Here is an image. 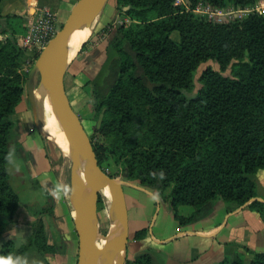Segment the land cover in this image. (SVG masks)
<instances>
[{
	"label": "trees",
	"instance_id": "1",
	"mask_svg": "<svg viewBox=\"0 0 264 264\" xmlns=\"http://www.w3.org/2000/svg\"><path fill=\"white\" fill-rule=\"evenodd\" d=\"M3 1L0 20H6L14 37L25 34L27 20L18 15L3 17ZM187 1L191 10L201 1L237 10L264 8V0ZM176 3L118 0L119 11L132 23L121 26L108 43L107 61L86 88L96 132L112 139L108 147L93 144L101 168L107 172L103 163L113 161L127 170L130 180L156 189L160 196L170 189L175 219L183 224L194 216H180L182 206L199 212L222 200L240 207L257 195L253 177L264 170V13L215 23ZM175 32L179 40L172 39ZM4 40L5 44L0 41V68L7 71L22 52L14 38ZM209 61L218 64L220 71L206 69L201 89L188 99L184 93L192 92L199 67ZM227 71L230 76L223 74ZM25 87L26 79L0 70V194H8L0 214L9 219L23 202L14 183L15 170L9 169L8 136ZM249 209L264 219V204L254 201ZM2 222L0 218V257L33 256L50 264L58 250L49 244L42 220L33 224L32 236L19 248L12 240L2 241ZM145 235L146 230L140 231L136 239ZM253 255L251 264H264V253ZM127 264L153 261L144 254Z\"/></svg>",
	"mask_w": 264,
	"mask_h": 264
},
{
	"label": "crops",
	"instance_id": "2",
	"mask_svg": "<svg viewBox=\"0 0 264 264\" xmlns=\"http://www.w3.org/2000/svg\"><path fill=\"white\" fill-rule=\"evenodd\" d=\"M77 1L6 0L3 1L1 10L3 17L18 15L31 22L42 8L45 10L47 6L52 7L53 11H51L57 15L60 25L65 19L67 20ZM107 45L103 44L101 47L97 44L96 47L83 48L66 75V94L81 120H83V112L89 116L92 114L90 90H87L86 85L98 77L107 61ZM36 144L38 145V142ZM253 179L257 195L246 205L239 207L227 205L222 200H215L205 205L199 212H195L191 206H182L179 208L180 216L184 218L194 216L190 222L183 224L175 219L169 193L160 196L140 184L128 183V188L134 194L131 200L133 222L130 220L129 212L128 256L132 249L135 255H141L149 253L150 249L158 250L162 247L163 249L160 250L166 264H222L233 262L239 257L244 258L246 264H250L253 254L264 253V219L259 213L249 209V205L254 201L264 204V170L257 173ZM36 205L32 202L33 213L27 212L25 207L19 209L17 217L21 219V223L15 226L14 236L10 238L17 248L30 239L33 224L41 219L36 212L42 207ZM150 214H153L152 220ZM66 219L63 215V222ZM65 224L69 230L65 234L59 231V239L56 240L58 252L51 264L56 262L76 264L77 252H79L78 237L74 225L70 226L69 222ZM143 230H146V235L142 239H136L137 233ZM49 237L48 234V239ZM26 259L29 260H26L28 264H41L40 261L37 262L36 257L31 256Z\"/></svg>",
	"mask_w": 264,
	"mask_h": 264
},
{
	"label": "rangeland",
	"instance_id": "3",
	"mask_svg": "<svg viewBox=\"0 0 264 264\" xmlns=\"http://www.w3.org/2000/svg\"><path fill=\"white\" fill-rule=\"evenodd\" d=\"M176 5L186 7L188 11H192L196 14V16L209 17V19L215 23H224L227 21L234 22L239 18L246 17L251 12H258L259 14L264 13V8L260 7L259 5L257 8L252 10H237V8L235 9L233 6H226L223 8L215 7L202 1L191 10L190 3L187 0H177ZM48 9L51 11L52 7L47 6L45 10ZM42 10L44 9L42 8ZM65 21L66 19L59 25V30L62 28ZM131 23L132 21L124 15L123 11H119L118 0H110L101 16L96 21L91 23V36L87 39L86 45L90 47H96L98 44L102 47L103 44H108L111 40L118 36V29L121 26L130 25ZM29 24H31V22L27 23V31L25 34H17V37H14L7 28L6 20H0L1 43L5 44L4 39L9 38L13 41L14 38V45L22 52V54L20 53L17 55L14 67L8 68L7 71H5L3 68H0V70L2 73L9 71L12 77H19L22 80L26 79V83L32 67L40 56L39 53H29L20 47L19 39L28 35V31L30 29ZM172 39L179 40V33H173ZM208 68H212L215 71H220L219 65L215 62L209 61L205 64H202L196 73L194 89L192 92L184 93L188 99L194 98L198 94L199 90L201 89V75ZM223 74L225 76H230V71L224 72ZM82 114V123H84L83 125L86 126V130L93 141V144L108 147L112 139L103 137L101 134L96 132L97 123L92 118V114L90 116L87 115L86 112H83ZM11 120L13 126L10 131V135L8 136V143L9 153L12 156V164L9 169L10 171H12L11 169L15 170V172L12 173L14 177V183L23 202H21V204L18 206V209L15 211V216L13 219H9L0 214V218H2L3 221V234L1 237L2 241L5 243L6 241L10 240V238L14 236L15 226L21 223V219L17 217L19 209L25 207L27 212H34V210L31 208L33 202V204H37V207H42V209L36 212V214L39 216V218H41L38 220H42L46 226V231L50 236L49 244L53 245L55 243L56 245V240L59 239L58 235L60 232H64L65 234V232L69 230V227L67 228L65 222H69L70 226L74 225L71 217L70 206H68L67 199H65L66 195H64L65 185L69 183V172L67 171V164L64 162V154L53 144L43 139L38 133L28 102L26 87L23 100L18 106L16 114L11 118ZM36 142H38V145ZM33 145L34 147H32ZM103 166L109 174L113 175L114 178L122 182L123 185H126L124 186V191L129 207L130 220L133 222L134 218L131 200L134 197V194L133 191L128 188V183L140 184L139 181L130 180L127 170L124 171L120 164H115L113 161L105 162L103 163ZM141 186L157 193V190L154 188L143 185ZM170 192L171 190L169 189L165 192V194L169 193L170 195ZM33 199L35 201H31ZM7 201L8 194L5 192L4 194H0V204H6ZM142 201L147 203L145 199H142ZM109 205L110 204L106 203L103 198L101 204L98 205V230L101 237H104L110 228V223L106 215ZM63 215H65L67 218L64 222ZM152 216L153 214H150V220H152ZM160 249L162 250L163 248L160 247ZM160 249H150L149 253H146L152 258L153 264H166ZM134 252V249H132L131 254L128 256L127 262L132 261L137 256H140L137 254L135 255ZM144 254L145 253L141 255ZM27 257L29 258L30 256H26V258ZM26 258L25 260H28ZM253 259L250 261V264L252 263ZM49 260L51 264L54 258H50ZM238 260H240L243 264H246L244 258L240 257L233 262L227 263L232 264ZM39 261L40 260L37 259V262ZM76 264H78V254L76 257Z\"/></svg>",
	"mask_w": 264,
	"mask_h": 264
},
{
	"label": "water",
	"instance_id": "4",
	"mask_svg": "<svg viewBox=\"0 0 264 264\" xmlns=\"http://www.w3.org/2000/svg\"><path fill=\"white\" fill-rule=\"evenodd\" d=\"M109 1L78 0L62 28L41 52L26 83L28 102L40 136L63 154L74 156L78 165L84 163L79 196L70 207L78 237V264H126L128 260L130 228L124 185L99 165L91 138L65 89L66 75L86 44L85 41L79 46L73 41L87 22L91 27L101 16ZM39 95L42 108L37 105ZM51 119L57 127L56 133L47 129ZM104 191L110 194L118 221L110 222L107 234L101 237L97 211ZM115 234L118 236L113 239Z\"/></svg>",
	"mask_w": 264,
	"mask_h": 264
},
{
	"label": "bare ground",
	"instance_id": "5",
	"mask_svg": "<svg viewBox=\"0 0 264 264\" xmlns=\"http://www.w3.org/2000/svg\"><path fill=\"white\" fill-rule=\"evenodd\" d=\"M91 36L90 22L85 24V29L82 32H79L77 37L74 39L73 44L81 45L83 42L87 41V39ZM37 105L42 108V100L41 95L37 97ZM53 133L57 132V127L53 119L49 121V125L47 127ZM64 159L67 164V171L69 172V183L65 185L64 192L66 195L67 203L70 207H73L78 199L82 179L84 172V163L80 162L77 164V160L74 156L64 154ZM65 189L67 191H65ZM101 198L105 200L106 203L110 204L107 209V218L109 223L115 224L118 221L117 211L115 206L110 201V194L108 191H104L101 194ZM118 234H115L113 239H116ZM102 244H99L101 247Z\"/></svg>",
	"mask_w": 264,
	"mask_h": 264
},
{
	"label": "built area",
	"instance_id": "6",
	"mask_svg": "<svg viewBox=\"0 0 264 264\" xmlns=\"http://www.w3.org/2000/svg\"><path fill=\"white\" fill-rule=\"evenodd\" d=\"M57 15L50 10H42L31 21L28 35L19 39L20 47L29 53H39L59 32Z\"/></svg>",
	"mask_w": 264,
	"mask_h": 264
},
{
	"label": "clouds",
	"instance_id": "7",
	"mask_svg": "<svg viewBox=\"0 0 264 264\" xmlns=\"http://www.w3.org/2000/svg\"><path fill=\"white\" fill-rule=\"evenodd\" d=\"M65 191L67 190L65 189ZM0 264H27V261L20 258L19 256L17 257L7 256V257H0Z\"/></svg>",
	"mask_w": 264,
	"mask_h": 264
}]
</instances>
